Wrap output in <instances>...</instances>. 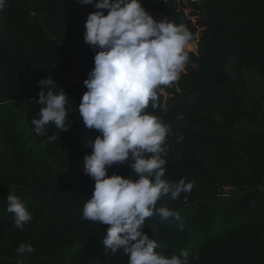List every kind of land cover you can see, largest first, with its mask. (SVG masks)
I'll return each instance as SVG.
<instances>
[{
    "label": "trees",
    "instance_id": "16d2710c",
    "mask_svg": "<svg viewBox=\"0 0 264 264\" xmlns=\"http://www.w3.org/2000/svg\"><path fill=\"white\" fill-rule=\"evenodd\" d=\"M141 3L155 20L186 26L196 44L185 71L147 109L171 129L164 179L193 188L158 200L157 210L179 219L154 214L145 232L157 252L185 250L191 264H264V0ZM94 11L80 0H6L0 10V264H128L122 249L106 251L110 225L82 219L95 186L84 157L101 134L78 111L94 68L84 39ZM50 77L69 96L67 130L49 123L40 135L32 120L43 107L39 81ZM132 163L114 164L108 175L136 180ZM9 194L33 215L23 229L7 211ZM21 244L33 250L18 253Z\"/></svg>",
    "mask_w": 264,
    "mask_h": 264
},
{
    "label": "clouds",
    "instance_id": "9594fccd",
    "mask_svg": "<svg viewBox=\"0 0 264 264\" xmlns=\"http://www.w3.org/2000/svg\"><path fill=\"white\" fill-rule=\"evenodd\" d=\"M80 2L99 11L90 13L85 23V43L95 56L78 111L87 128L101 133L91 141L92 153L84 157L83 170L95 186L84 205L82 219L110 225L103 241L106 251L110 249L114 255L122 249L129 257L128 264H191L185 250L171 257L157 252L160 244L145 232L144 225L146 218L154 214L164 220L179 219L174 210H157V202L169 194L176 200L193 188V183L184 179H164L168 159L161 155L166 152L162 145L171 129L147 111L150 102L153 109L157 107V90L177 81L185 71L193 35L186 26L168 18L155 20L141 0ZM5 6L6 0H0V10ZM103 10H108L107 14ZM52 84L55 91L49 88ZM39 85L42 90L36 102L43 107L39 118L32 120L34 131L43 135L49 123L66 131L65 105L69 96L57 90L51 77L40 80ZM129 158L138 179L108 175L111 166ZM7 211L14 214V226L19 229L33 219L15 194L7 196ZM32 250L31 245L21 244L16 251Z\"/></svg>",
    "mask_w": 264,
    "mask_h": 264
},
{
    "label": "rangeland",
    "instance_id": "374dc122",
    "mask_svg": "<svg viewBox=\"0 0 264 264\" xmlns=\"http://www.w3.org/2000/svg\"><path fill=\"white\" fill-rule=\"evenodd\" d=\"M188 50H196V44L195 43H190V47H188ZM251 82V85L253 86V88L255 89V90H253L254 91V93H257V84H258V82H259V80L257 79H255V81H250ZM169 85H171V84H169Z\"/></svg>",
    "mask_w": 264,
    "mask_h": 264
}]
</instances>
